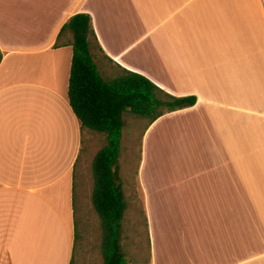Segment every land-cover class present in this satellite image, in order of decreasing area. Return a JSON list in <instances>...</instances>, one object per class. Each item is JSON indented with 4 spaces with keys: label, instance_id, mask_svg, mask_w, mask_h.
I'll return each mask as SVG.
<instances>
[{
    "label": "crops",
    "instance_id": "crops-1",
    "mask_svg": "<svg viewBox=\"0 0 264 264\" xmlns=\"http://www.w3.org/2000/svg\"><path fill=\"white\" fill-rule=\"evenodd\" d=\"M76 13L91 16L103 75L196 97L143 134L149 263L264 264L244 224L264 213V0H0V264L71 262L81 127L71 34L54 44Z\"/></svg>",
    "mask_w": 264,
    "mask_h": 264
},
{
    "label": "trees",
    "instance_id": "trees-1",
    "mask_svg": "<svg viewBox=\"0 0 264 264\" xmlns=\"http://www.w3.org/2000/svg\"><path fill=\"white\" fill-rule=\"evenodd\" d=\"M72 58L68 81L69 105L80 121L81 155L86 148L88 134L105 138L91 162V203L101 227L100 251L102 264H127L121 248L122 219L126 209L123 183L119 172L123 117L126 113L147 120L148 127L158 117L196 102L194 95L175 96L158 87L147 77L119 67L105 76L95 63V56L102 52L88 13L72 15L60 28L55 47L64 44L67 34ZM106 56V55H104ZM107 57V56H106ZM2 53L0 51V61ZM75 165V169H76ZM77 170L75 172L74 211L77 225ZM79 236L75 232L73 254Z\"/></svg>",
    "mask_w": 264,
    "mask_h": 264
},
{
    "label": "rangeland",
    "instance_id": "rangeland-1",
    "mask_svg": "<svg viewBox=\"0 0 264 264\" xmlns=\"http://www.w3.org/2000/svg\"><path fill=\"white\" fill-rule=\"evenodd\" d=\"M249 120L245 119V125ZM147 120L126 113L123 117L121 154L119 172L125 193L126 209L122 219L121 248L127 264H150L149 243L146 228L144 206L140 202L137 183L138 164L141 158V144L146 130ZM100 134H88L80 163L77 165V225L75 232L79 236L75 250L74 264H102L100 251L101 227L97 213L91 203V162L95 152L105 144ZM84 180V184L82 179ZM83 195L81 192H83ZM250 204L251 198L244 199ZM259 202V199H255ZM256 209H259L258 207ZM247 210V208H245ZM245 237L258 236L264 242V213L253 212L251 208L245 212ZM256 238V237H254Z\"/></svg>",
    "mask_w": 264,
    "mask_h": 264
}]
</instances>
